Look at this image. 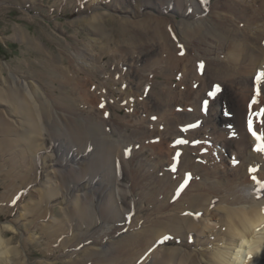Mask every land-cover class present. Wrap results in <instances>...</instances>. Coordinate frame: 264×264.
<instances>
[{"label":"bare ground","instance_id":"1","mask_svg":"<svg viewBox=\"0 0 264 264\" xmlns=\"http://www.w3.org/2000/svg\"><path fill=\"white\" fill-rule=\"evenodd\" d=\"M115 4L122 16L95 13L90 19H80L94 28L96 36H88L84 48H76L68 61L41 46L35 48L44 56L39 63L45 70L40 72L41 81L49 77L58 95L40 93V88L13 72L8 78L2 75L10 85L3 84L5 90L0 86V101L7 100L10 115L25 114L26 118L14 126L0 115L2 155L9 153L18 168L25 165L24 159L34 164L42 150L39 136H48L41 119L46 115L50 119L56 103L72 116L64 128L68 161L59 156V163L49 167L72 164L67 172L55 169V173H72L67 197L84 193L75 199L77 210L70 214L85 219L79 218L84 225L77 234L72 226L73 239L92 243L112 235L115 228L112 233L126 229L125 236L114 242L117 250L122 249L123 264L138 263L149 247V260L162 255L156 264H205L207 260L208 264H264V191L260 186L264 184V152L256 150L261 142L248 127L251 117L253 130L264 133V118L255 115L264 109V79L260 77L264 0H116ZM175 15L181 21L174 23ZM107 21L120 25L117 38L113 31H106ZM14 36L22 38L25 33L15 28ZM0 70L1 74L5 71ZM217 85L221 91L214 100L210 93ZM48 131L65 136L58 124ZM179 140L188 143L178 144ZM126 150H130L128 161L116 164L115 158ZM124 162L130 167V207L116 206L114 217L110 212L115 201L126 203L125 184L119 180ZM29 170L21 169L16 177L30 182L35 173L34 168L33 173ZM97 180L91 193L101 202L102 218L99 212L90 215L91 210L81 205L90 194L85 191ZM9 183L12 188L22 185L17 179ZM107 190L106 199H101ZM45 193L44 199L55 194L52 188ZM42 202L31 209L34 215L41 212L39 217L44 213ZM56 218L43 224L47 238L58 236L68 226ZM106 225L112 230L100 231ZM5 229L0 226V260L24 264L4 258L15 254L4 239ZM194 233L198 239H193ZM175 239L190 251L167 247ZM190 239L207 247L202 258L188 244ZM160 241L164 245L151 246ZM210 245L216 247L208 249ZM206 251H212L211 255ZM85 253L89 261L93 253ZM252 254L257 257L247 263Z\"/></svg>","mask_w":264,"mask_h":264},{"label":"rangeland","instance_id":"2","mask_svg":"<svg viewBox=\"0 0 264 264\" xmlns=\"http://www.w3.org/2000/svg\"><path fill=\"white\" fill-rule=\"evenodd\" d=\"M118 1L123 3L129 2V0ZM212 1L225 2L227 0ZM115 2L116 0H0V68L3 67L5 69L3 74H1L0 70L1 88L5 90L4 85H10V81L6 82L2 75L8 78L9 74L13 72V74L15 73V75L23 82H27L32 86L34 85L36 89L40 88V93L48 94V92H51L52 94L58 95L57 89L54 90L53 86H51V80L49 77L43 76L44 84L41 81V76H39L41 75L40 72L45 70H43L39 63H41L40 60H43V55L35 48L41 46L43 50H49L54 55H60L65 61H68L70 56L71 58L74 57V51H77L76 48H84L85 39H87L88 36L90 38L92 35L94 37L96 36V34L93 33L95 32L94 28L83 24L80 22V19H90L95 13H116L117 15L122 16L123 14L120 13L121 11H115ZM172 4L173 1H171L170 5ZM117 6H120V4ZM173 20L174 23H177L181 21V18L175 15V19ZM107 22L105 23L106 31H113L111 34L117 38V34H119L121 30L120 25L113 21ZM15 28L23 30L25 36L22 38L15 37ZM58 59L61 60V58ZM260 69L261 68H259V70ZM262 73H264L263 67ZM28 88L30 89V87ZM42 95L43 94H41V96ZM219 95L220 94L218 93L214 97V100ZM52 97L54 98V95ZM45 99L46 97L43 95L41 100L44 101ZM8 106L9 104L7 103V100L0 101V115L13 122L14 126H17V123H23L25 114L23 115L24 117L19 113L10 115V113H7V111L10 112V110L7 109ZM52 111L53 113H51L50 119L47 115L45 120L44 118L41 119V126L45 127L44 129H46V134L48 133V136L45 135L46 138L44 140L42 139L43 136H39L38 144L42 150L37 153V159L34 161V164L30 163L31 161L28 159H24L26 161L25 165L22 164L23 167L18 168L12 163L9 153L4 157L0 150V226L6 228L4 239L8 242V248L15 249L14 255L10 254L8 257L4 256V258L8 261H14V259L16 261L20 260L24 264H66L74 260H77L79 263L82 262L83 264H123V261H126V259L122 255V249L117 250V245L114 246V242L125 236L127 233L126 229H121L112 233L117 228L112 230L110 225H106L101 228L100 231L108 232V229H110V231H112L109 232L112 235L93 240L98 235V231L94 234L92 243L90 240L85 242L78 237L77 239H73L71 235L73 228L77 234L84 225V223L80 221V219L83 218H80V216H78L79 214H75L73 217L70 215L72 211L77 210L78 203H75V199L81 197V195L83 196L84 193L76 192L73 196L67 197L66 187L72 173L64 172H67L72 164L64 167L52 165L56 162L57 164L59 163V156L66 162L68 161L66 152L68 146H66L65 144L67 143L64 142L67 135L64 133L66 130L64 128L68 125V119L72 118L69 113L58 108L56 103L55 108H53ZM37 113L39 115L40 111ZM247 113L248 112H246V114ZM69 121L73 123L72 120ZM54 124H58L60 127V134H65V136L62 137L63 139L58 137L57 134L59 133L53 135V133L48 131V128H52ZM55 130L56 129H51V131ZM3 135L4 132H1L0 130V139ZM44 141L46 143H43ZM19 149H24V147H20ZM115 159H117L116 164L120 162L121 159L127 162L129 154L123 152L121 155L118 154V157ZM50 163H52L51 168L49 167ZM80 166L84 167L85 165L82 163ZM122 166L123 176L122 179L119 180H121V183L125 184L124 191L126 203L124 204L121 200L115 201V208L112 207L111 209H113V211L110 212V215L114 217L117 214L116 206L126 210L129 209L132 195V190L130 189V167L125 162L122 163ZM25 167L30 169L29 171L34 168L35 173L33 174V179L28 183V180L16 177V175H19L18 172H20L21 169L24 170ZM55 169H63L64 172H61L62 174L60 173V175L57 176ZM31 173L33 172L31 171ZM83 176L85 177V174H83ZM16 179L19 183L22 182V185L18 187L16 186L17 188L8 187L11 185L9 182ZM88 179H90V177ZM96 183H98V180L96 182L94 181L92 189L85 191V194H90L87 197H84L81 205L82 207L84 205L85 209L91 210L90 215L93 214L94 216V212H99L100 218H102L103 211L102 206H100L101 202L95 201L97 197L91 193L94 190ZM47 188H52L55 194L52 197L48 195V198L46 197L44 199L46 194L45 190H47ZM109 192L110 191L108 190L105 191L101 199H106ZM42 200V203L45 204L43 208L44 213L42 217H39L41 212L38 215H34L31 212V209L34 206L39 205ZM94 202H96V204H94ZM197 215L200 216V213ZM55 217L59 218L60 221L67 223L68 226L65 230L61 231L58 236L47 238L44 234V229L46 228L44 225H49ZM117 225L118 224H115V226ZM196 236L198 235L194 233L193 239L199 238ZM193 239H190L188 244L193 246L192 248L194 252H199L198 258H202V252L207 249V247L200 244L196 245ZM179 241L180 239H175V243H168L167 247L173 248L178 246L182 247V250L186 252L190 251L188 250L190 248H186V246L180 244L181 241ZM160 244L164 245L160 241L151 246L156 249ZM218 246L221 247L223 245L220 244ZM215 247L216 246L214 245H210L208 246V249ZM85 251L93 253V256L89 261L87 259L89 254H86ZM144 252H146L145 255L139 258L140 260L136 264H148L152 260V258L149 260L151 257V248L149 247V250L146 249ZM211 252L212 251H206V255H211ZM206 255L203 256L205 257ZM159 256L160 255L155 257V259L151 261L152 263L149 264H156ZM256 257L257 256H253L252 259H248L247 263L254 260ZM161 258L162 255L159 260ZM207 261L205 264H208ZM0 264H3L1 260Z\"/></svg>","mask_w":264,"mask_h":264},{"label":"snow or ice","instance_id":"3","mask_svg":"<svg viewBox=\"0 0 264 264\" xmlns=\"http://www.w3.org/2000/svg\"><path fill=\"white\" fill-rule=\"evenodd\" d=\"M200 67L203 68V64H201ZM260 77H261V79H264V73H261ZM220 91H221V89H220L219 85H217L215 92H211L210 95L215 97ZM257 95H259V89L257 90ZM253 103H256V101H253ZM204 107H205V111L207 112L208 111V103H207V101H205ZM105 115L107 116V113ZM225 115H230V113L226 112ZM255 115L264 118V109H261L260 112L255 113ZM152 119L155 120L156 117H153ZM261 123H264V119L261 120ZM193 127H195V125H193ZM248 127H249V130L252 132V135L258 141L261 142L259 147H257L256 150L260 151V152H264V133H260L258 135L257 132L253 130V122H252V118L251 117H249ZM184 130L186 131L187 129H184ZM233 135H235V133H233ZM177 143L178 144H187L188 141L187 140H179V141H177ZM197 143H199V142H197ZM126 154L130 155V150H126ZM252 171L255 172L257 170L253 169ZM189 178H190V174H189ZM253 179H255V176H253ZM257 183L260 184L259 181H257ZM260 186H261V190L264 191V184H260Z\"/></svg>","mask_w":264,"mask_h":264}]
</instances>
